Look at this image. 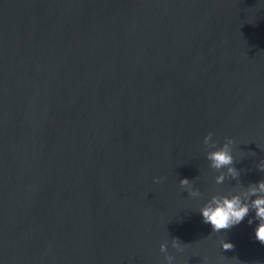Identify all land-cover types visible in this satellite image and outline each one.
<instances>
[{
  "label": "water",
  "instance_id": "1",
  "mask_svg": "<svg viewBox=\"0 0 264 264\" xmlns=\"http://www.w3.org/2000/svg\"><path fill=\"white\" fill-rule=\"evenodd\" d=\"M0 264H264V0H0Z\"/></svg>",
  "mask_w": 264,
  "mask_h": 264
}]
</instances>
